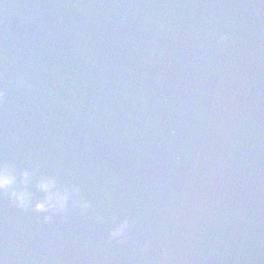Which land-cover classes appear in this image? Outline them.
<instances>
[{"label":"water","instance_id":"95a60500","mask_svg":"<svg viewBox=\"0 0 264 264\" xmlns=\"http://www.w3.org/2000/svg\"><path fill=\"white\" fill-rule=\"evenodd\" d=\"M0 92V160L92 204L0 194L6 264H264V0H0Z\"/></svg>","mask_w":264,"mask_h":264},{"label":"clouds","instance_id":"9594fccd","mask_svg":"<svg viewBox=\"0 0 264 264\" xmlns=\"http://www.w3.org/2000/svg\"><path fill=\"white\" fill-rule=\"evenodd\" d=\"M36 192L42 195L37 198ZM0 194L6 195L9 202L22 211L43 213L44 222L57 216L67 220L69 206L84 211L92 208L78 185L63 183L58 175L40 171L39 165L18 171L7 160H0ZM132 223L130 218L119 220L109 231V238L123 242ZM0 264H6L5 258L0 257Z\"/></svg>","mask_w":264,"mask_h":264}]
</instances>
